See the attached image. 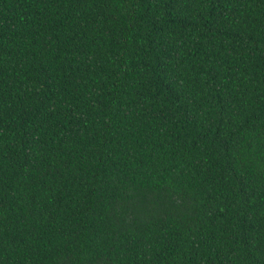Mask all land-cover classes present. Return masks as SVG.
<instances>
[{"label": "trees", "instance_id": "1", "mask_svg": "<svg viewBox=\"0 0 264 264\" xmlns=\"http://www.w3.org/2000/svg\"><path fill=\"white\" fill-rule=\"evenodd\" d=\"M0 264H264V0H0Z\"/></svg>", "mask_w": 264, "mask_h": 264}]
</instances>
